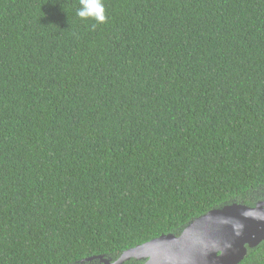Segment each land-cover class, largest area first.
Returning <instances> with one entry per match:
<instances>
[{"label": "trees", "instance_id": "16d2710c", "mask_svg": "<svg viewBox=\"0 0 264 264\" xmlns=\"http://www.w3.org/2000/svg\"><path fill=\"white\" fill-rule=\"evenodd\" d=\"M103 5L0 0V264H102L264 197V0Z\"/></svg>", "mask_w": 264, "mask_h": 264}, {"label": "water", "instance_id": "95a60500", "mask_svg": "<svg viewBox=\"0 0 264 264\" xmlns=\"http://www.w3.org/2000/svg\"><path fill=\"white\" fill-rule=\"evenodd\" d=\"M264 241V197L255 205L232 202L214 208L187 224L179 235L163 234L129 248L113 259L96 255L104 264H239Z\"/></svg>", "mask_w": 264, "mask_h": 264}, {"label": "clouds", "instance_id": "9594fccd", "mask_svg": "<svg viewBox=\"0 0 264 264\" xmlns=\"http://www.w3.org/2000/svg\"><path fill=\"white\" fill-rule=\"evenodd\" d=\"M77 15L82 19H94L97 22H105V9L103 0H80Z\"/></svg>", "mask_w": 264, "mask_h": 264}, {"label": "flooded vegetation", "instance_id": "af4514ba", "mask_svg": "<svg viewBox=\"0 0 264 264\" xmlns=\"http://www.w3.org/2000/svg\"><path fill=\"white\" fill-rule=\"evenodd\" d=\"M102 264H104V263L102 262Z\"/></svg>", "mask_w": 264, "mask_h": 264}]
</instances>
